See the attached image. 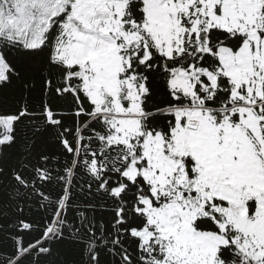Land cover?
<instances>
[{"label":"snow or ice","instance_id":"1","mask_svg":"<svg viewBox=\"0 0 264 264\" xmlns=\"http://www.w3.org/2000/svg\"><path fill=\"white\" fill-rule=\"evenodd\" d=\"M0 234V264H264V0H0Z\"/></svg>","mask_w":264,"mask_h":264},{"label":"trees","instance_id":"2","mask_svg":"<svg viewBox=\"0 0 264 264\" xmlns=\"http://www.w3.org/2000/svg\"><path fill=\"white\" fill-rule=\"evenodd\" d=\"M40 90H41V83L39 78L37 77L34 82V87L31 90V98L33 100H39L40 98ZM22 83L20 81L14 80L12 85L4 89V96L9 98V100H14L18 98L22 93ZM40 145H43V151L45 154L50 156H60L61 155V148L53 133H48L45 137L38 141V148L37 151H40ZM35 163V160H33ZM28 209L26 208V214ZM35 210L33 209V214ZM0 242L3 243L4 247L10 249V242L3 240V235L0 234ZM56 250L58 251L59 255L53 257L52 259L55 260L56 264H79L80 262V255L78 249L71 241H63L62 243L56 246Z\"/></svg>","mask_w":264,"mask_h":264}]
</instances>
